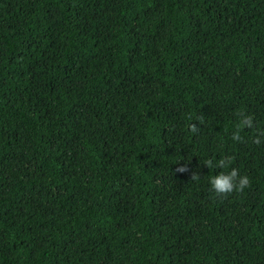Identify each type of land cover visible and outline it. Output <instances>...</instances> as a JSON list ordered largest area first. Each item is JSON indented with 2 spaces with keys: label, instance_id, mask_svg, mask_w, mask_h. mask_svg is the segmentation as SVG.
Masks as SVG:
<instances>
[{
  "label": "trees",
  "instance_id": "trees-1",
  "mask_svg": "<svg viewBox=\"0 0 264 264\" xmlns=\"http://www.w3.org/2000/svg\"><path fill=\"white\" fill-rule=\"evenodd\" d=\"M0 264H264V0H0Z\"/></svg>",
  "mask_w": 264,
  "mask_h": 264
},
{
  "label": "clouds",
  "instance_id": "clouds-1",
  "mask_svg": "<svg viewBox=\"0 0 264 264\" xmlns=\"http://www.w3.org/2000/svg\"><path fill=\"white\" fill-rule=\"evenodd\" d=\"M249 123L248 117H242L240 124L237 125V130L232 133L233 140H240L239 136V127L240 125H247ZM206 167L213 166L212 162L205 160L204 162ZM219 166H224L223 161L218 162ZM183 171V168L180 169ZM248 177L245 175L237 176L236 169H230L228 171H219L218 173L212 175L209 178V184L211 189L216 194H224L233 191V189L241 190L248 184Z\"/></svg>",
  "mask_w": 264,
  "mask_h": 264
}]
</instances>
